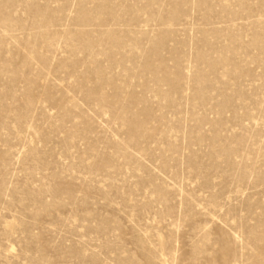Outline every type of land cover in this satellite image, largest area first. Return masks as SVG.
Segmentation results:
<instances>
[{"label": "rangeland", "instance_id": "obj_1", "mask_svg": "<svg viewBox=\"0 0 264 264\" xmlns=\"http://www.w3.org/2000/svg\"><path fill=\"white\" fill-rule=\"evenodd\" d=\"M0 264H264V0H0Z\"/></svg>", "mask_w": 264, "mask_h": 264}]
</instances>
